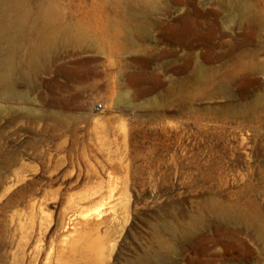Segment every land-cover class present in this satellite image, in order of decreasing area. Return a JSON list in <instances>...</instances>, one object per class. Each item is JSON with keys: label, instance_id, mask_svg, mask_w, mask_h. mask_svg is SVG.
<instances>
[{"label": "rangeland", "instance_id": "1", "mask_svg": "<svg viewBox=\"0 0 264 264\" xmlns=\"http://www.w3.org/2000/svg\"><path fill=\"white\" fill-rule=\"evenodd\" d=\"M0 264H264V0H0Z\"/></svg>", "mask_w": 264, "mask_h": 264}, {"label": "built area", "instance_id": "2", "mask_svg": "<svg viewBox=\"0 0 264 264\" xmlns=\"http://www.w3.org/2000/svg\"><path fill=\"white\" fill-rule=\"evenodd\" d=\"M99 108H102V106L99 105Z\"/></svg>", "mask_w": 264, "mask_h": 264}]
</instances>
